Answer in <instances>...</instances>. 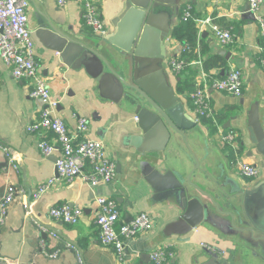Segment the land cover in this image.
I'll return each mask as SVG.
<instances>
[{
    "label": "crops",
    "instance_id": "1",
    "mask_svg": "<svg viewBox=\"0 0 264 264\" xmlns=\"http://www.w3.org/2000/svg\"><path fill=\"white\" fill-rule=\"evenodd\" d=\"M29 2V25L35 42L36 62L52 96L58 100L53 113L66 121L70 133L74 136L78 135L76 115L87 117L89 129L86 133L79 134L77 140L82 137L101 140L106 153L117 164V174L111 182H100L96 186H92L82 175H77L70 181L56 180L33 204L32 214H41L39 217L43 222L75 240L83 251V258L75 246L51 231L52 241L48 248H45L43 253L36 249L41 241L30 238L32 226L30 222H24V201L28 200L29 192L33 194L41 183L54 177L58 178L56 161L61 150L54 132L43 129L29 130L32 124L40 120L44 103L31 96L32 86L29 80L16 78L12 68L0 56V143L14 145L17 152L10 156L6 155V151L0 146V201L6 196L10 184L24 189L25 192L15 196L8 206L4 222L0 223V264H78L79 257L82 264H153L151 254L160 247L175 250L176 256L167 264H202L209 250L219 253L221 259H227L231 264L229 252L238 250L239 245L242 248L244 246L232 237L221 235L219 229H211L208 222L203 221L194 232L187 234H178L177 230L167 229L180 217L182 209L168 200L158 198L156 189L144 175V167L149 165L146 163H150L153 158L138 154L139 150L134 146V138L140 136V130L136 127V114L114 100L110 89L88 71L79 54H67L65 50L57 49L56 45L42 40L38 35L39 21L43 14L67 34L79 40L100 39L101 36L95 35L84 22L82 0H65L63 4H60L59 0ZM97 2L103 20L111 32L114 28L113 20L119 12L120 0ZM180 6V11L190 7L200 16L197 21L199 36L203 39L200 40V44L205 46L208 44L210 48L208 52L219 56L220 66L207 71L208 74L223 76L230 68L242 70L243 95L236 96L210 89L211 104L215 118L224 115V121L220 124L222 130L236 131L241 142L244 141L245 144H241L244 147L241 152L245 155L246 161L259 163V156H250V149L254 147L249 140L248 123L252 107L257 104L264 126V64L261 62V46L264 40L260 35L259 25L250 11L248 0H181ZM260 11L264 15V2ZM208 18H213L214 22L231 29L234 40L229 44H220L210 27L202 22ZM185 45L187 43L172 37V33L166 40L170 54L165 59L166 68L175 90L179 74L172 71L170 59L173 56L180 57ZM191 62L200 69L195 77V82H199L198 75L201 70H205L202 59L198 58ZM179 96L194 115L192 104L182 95ZM199 125L210 146L211 173L217 176L225 169L226 174L229 173L246 187H252L264 178L261 175L255 178L244 177L236 164V154V162H233L227 146L223 144L221 132L219 130L212 132L201 121ZM43 138L57 146L51 155L46 156L42 153L40 141ZM193 141L195 142V138ZM157 143L154 140L153 145ZM191 144L201 158L202 166L206 168L208 159H202L204 150L193 142ZM177 149L185 156L184 149L187 150L185 145L184 149L180 147ZM172 151L174 148L171 147L170 155ZM159 156L161 159L157 163L152 162L151 165L160 171L163 168H171L168 165L170 160H165L161 152ZM6 157L8 159L14 157L13 162L10 161V167L5 164ZM136 158L141 160L140 164H137ZM87 167L89 170L90 166ZM100 196L114 198L118 202L121 212L119 226L131 221L141 212H147L153 218L154 227L151 230L126 240V254L123 259L118 257L112 246L101 242L97 223V198ZM201 197L203 202H206V198ZM65 203L83 208V214L76 224L66 223L51 215L53 207ZM61 242L66 245L60 246ZM245 249L248 258L249 253L246 247Z\"/></svg>",
    "mask_w": 264,
    "mask_h": 264
},
{
    "label": "water",
    "instance_id": "2",
    "mask_svg": "<svg viewBox=\"0 0 264 264\" xmlns=\"http://www.w3.org/2000/svg\"><path fill=\"white\" fill-rule=\"evenodd\" d=\"M180 5L181 0H120L113 30L107 36L91 41L67 34L42 14L38 35L67 54H79L88 71L110 89L114 100L136 114L140 136L134 138V146L139 150L138 154L153 158L146 163L149 165L144 167V175L156 189L158 198L182 209L180 217L167 229L187 234L194 232L203 221L208 222L211 229H219L221 235L232 237L247 248L249 257L264 264V178L254 186L246 187L226 174L225 169L217 176L210 172L208 140L203 136L196 116L176 93L166 68L165 59L170 55L166 40L180 15ZM248 132L254 147L250 149V156L260 157L256 165L264 177V126L257 104L250 113ZM154 140L158 142L156 145H153ZM192 142L204 150L202 159H208L206 168ZM0 146L6 155L17 153L14 145L0 143ZM171 147L174 151L170 155ZM177 147L184 149L185 156ZM160 152L165 160H170L171 168L160 171L151 165L161 159ZM135 160L140 164V159ZM10 161V157H6L7 167H10ZM31 195L30 191L29 202ZM33 214L24 216V222L31 223L30 238L41 241L36 246L39 252L43 253L50 245L51 231L75 246L83 258V251L75 240L43 222L39 217L41 214ZM59 245L66 244L61 242ZM207 252L202 264H229L219 253Z\"/></svg>",
    "mask_w": 264,
    "mask_h": 264
},
{
    "label": "built area",
    "instance_id": "3",
    "mask_svg": "<svg viewBox=\"0 0 264 264\" xmlns=\"http://www.w3.org/2000/svg\"><path fill=\"white\" fill-rule=\"evenodd\" d=\"M59 2L63 4L65 0H59ZM248 2L250 11L254 14L259 25L260 35L264 40V15L260 11L264 0H248ZM82 4V16L85 24L93 30L95 35L107 36L109 30L103 20L97 0H82ZM29 5V0H0V56L12 68V73L16 78L29 80L32 86L31 96L44 103L40 120L32 124L29 130L43 129L54 132L61 153L56 161L58 178L54 177L41 183L32 194L31 202L24 201L26 217L33 213V204L39 196L46 192L56 180L70 181L77 175H82L92 186H96L100 182H111L117 174V164L108 156L101 140L90 137H82L77 140L79 134L86 133L89 129L87 117L76 115L78 135L74 136L70 133L66 121L53 113L58 105V100L52 96L47 82L39 72L35 58V42L29 25ZM186 14L189 15L190 12L188 11ZM202 22L210 27L215 39L220 44H229L234 40L232 30L214 22L213 18H208ZM187 48L188 46H186ZM261 53V62L264 64V43L261 46ZM185 63L186 60L182 57L173 56L170 59V67L176 74L184 69ZM198 76L200 81L196 82V89L191 94L193 112L198 121L202 117L215 119L210 89L236 96L243 95V72L239 68H230L223 76H212L207 71L201 70ZM218 130L221 132L223 144L235 152L236 164L240 173L247 178L258 177L261 173L260 167L246 161L245 155L240 151L242 142L239 134L233 130L223 131L221 125H218ZM40 147L46 156L51 155L57 149V146L47 138L40 141ZM13 160L14 157H11L12 162ZM87 165L90 166L89 170H87ZM19 193L25 194L24 189L12 184L8 186L6 196L0 201V223L4 222L9 204ZM97 202V223L100 228L101 242L104 245L112 246L118 257L123 259L126 254V240L141 232L151 230L154 227L153 218L149 213L141 212L131 221L119 226L121 212L116 199L100 196L97 198ZM82 214V207L68 203L51 209V215L54 218L69 224H76ZM204 246L210 248L207 245ZM175 256V250L172 248L160 247L152 252L151 259L153 264H167ZM78 260L79 264H82L81 257Z\"/></svg>",
    "mask_w": 264,
    "mask_h": 264
},
{
    "label": "trees",
    "instance_id": "4",
    "mask_svg": "<svg viewBox=\"0 0 264 264\" xmlns=\"http://www.w3.org/2000/svg\"><path fill=\"white\" fill-rule=\"evenodd\" d=\"M190 12L187 15V12ZM200 16L193 11L192 8L188 7L185 10H181L179 21L174 25L172 30V37L175 39L187 43L188 48L184 47L180 57L186 60L184 69L177 75L179 79L176 82V92L182 95L186 101L192 104L191 94L196 89L195 77L199 72V67L191 64V61L201 58L203 62L204 69L206 71H211L220 66L219 56L210 54L208 44L205 46L200 44V40L203 39L199 36V31L197 27V21ZM199 47V49H197ZM199 50V52H198ZM224 115L216 116V118L202 117L201 122L207 125V127L212 131L216 132L218 130V125L223 123ZM229 154L233 162L236 160L235 152H233L229 147ZM243 145L240 146V151L243 149ZM236 162V161H235Z\"/></svg>",
    "mask_w": 264,
    "mask_h": 264
},
{
    "label": "rangeland",
    "instance_id": "5",
    "mask_svg": "<svg viewBox=\"0 0 264 264\" xmlns=\"http://www.w3.org/2000/svg\"><path fill=\"white\" fill-rule=\"evenodd\" d=\"M245 254H246L245 247L242 248V246L240 247L239 245L238 250H231L229 252L230 263L232 262L231 264H261L260 261L254 258H251V257L247 258V254L246 255Z\"/></svg>",
    "mask_w": 264,
    "mask_h": 264
}]
</instances>
